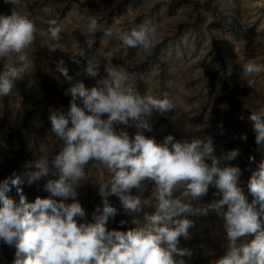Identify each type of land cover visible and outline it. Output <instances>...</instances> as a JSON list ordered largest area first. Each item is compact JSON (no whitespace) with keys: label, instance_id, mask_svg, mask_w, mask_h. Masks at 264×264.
I'll return each instance as SVG.
<instances>
[{"label":"clouds","instance_id":"obj_1","mask_svg":"<svg viewBox=\"0 0 264 264\" xmlns=\"http://www.w3.org/2000/svg\"><path fill=\"white\" fill-rule=\"evenodd\" d=\"M5 3L13 8L10 14L0 15V60L5 61L0 71V97L9 96L14 81L28 72L32 63L28 50L37 44L38 36H48L45 46L49 53L65 51L66 47L62 42L65 26L56 18L43 20L47 29L42 32L36 20L17 10L19 0ZM100 32L119 41L124 50L138 49L146 54L159 42L158 27L151 22L124 30L116 25L103 27L97 17L89 16L81 32L88 49ZM70 53L77 64L80 61L76 57L86 55L79 44L71 45ZM127 63L128 67L108 63L106 75L92 87L82 81L72 84L65 92L71 96L66 111L50 108V133L56 150L52 155H40L35 161L36 171L28 179L30 185L45 179L48 198L28 202L15 173L0 181V243L14 247L12 264H184L175 259L186 254L177 245L181 236H188L192 222L176 218L192 209L173 194L183 188L184 197L195 199L207 195L210 186L218 189L222 198L200 211L207 215L211 210L223 221L227 240V250L215 264H264V161L248 181L249 201L239 186L240 169L229 164L240 155L239 150L216 156L210 138L175 141L169 135L157 143L146 137L144 131L152 130L146 117L154 110L164 113L175 105L167 93L163 98L141 95L133 87V65ZM100 64L96 54L87 57L85 74L97 77ZM240 66L243 84L255 90L258 83H264V64L250 60ZM56 70L65 80H72L62 59L56 62ZM247 119L256 145L264 146V104L250 111ZM130 123L137 129L133 137L116 127ZM56 170L59 178H49ZM93 170L103 177L94 181L103 207L98 206L92 214L93 222H88L77 189L92 179ZM145 181L155 184V213L140 225L135 216L148 201L134 195L133 189L142 194ZM12 186L17 189L18 200L9 195ZM113 195L137 227L127 231L107 228L109 219L118 214L108 200ZM125 223L120 221L121 225Z\"/></svg>","mask_w":264,"mask_h":264},{"label":"rangeland","instance_id":"obj_2","mask_svg":"<svg viewBox=\"0 0 264 264\" xmlns=\"http://www.w3.org/2000/svg\"><path fill=\"white\" fill-rule=\"evenodd\" d=\"M12 8L10 3L0 0V15L10 14ZM16 8L36 20L42 32L47 29L42 21L56 18L65 26L62 42L66 47L65 51L49 53L45 46L48 36H38L37 44L28 50L32 62L28 72L14 81L9 96L0 97V181L15 173L28 202L48 198L45 179L31 185L28 179L36 171L34 165L40 155H52L56 150L50 133V108L66 111L71 96L65 92L72 84L82 81L86 87H92L106 75L108 63L128 67L130 62L131 71L136 73L133 87L141 95L163 98L167 93L175 105L164 113L154 110L146 117L152 130H145L144 135L157 143L169 135L175 141L210 138L216 156L239 150L240 155L229 164L240 169L239 186L251 201L247 184L257 165L264 161V146L256 145L247 117L264 104V83H258L255 90L243 84L240 65L250 60L264 64V0H19ZM89 16L97 17L103 27L116 25L124 30L151 22L158 27L159 42L146 54L138 49L124 50L119 41L105 38L100 32L95 36L96 43L88 49L81 32ZM73 44L85 49V57H76L79 64L71 58ZM95 54L101 58V64L99 75L92 78L84 68L87 57ZM61 59L71 81L56 70V62ZM4 65L5 61L0 60V71ZM116 127L127 131L130 137L137 131L131 123ZM242 135L247 139H241ZM59 175L56 170L49 178L58 179ZM90 178L77 189V198L87 221L93 222L92 214L98 206L103 207L94 181L103 177L93 170ZM144 183L142 194L133 189L134 195L148 201L135 216L140 225L147 222L146 216L155 213V184ZM183 191L178 189L173 196L189 203L192 211L176 219H187L192 226L188 236H181L177 245L186 254L175 259L184 264H215L227 250L223 221L211 210L207 215L200 210L222 198V194L212 186L207 195L195 199L184 197ZM9 195L19 199L15 186ZM108 200L118 209V214L107 222L109 230L127 231L138 226L131 222L133 217L123 212L117 196H109ZM121 220L126 223L121 225ZM261 221L264 223V215ZM14 253V247L0 243V264H12Z\"/></svg>","mask_w":264,"mask_h":264}]
</instances>
